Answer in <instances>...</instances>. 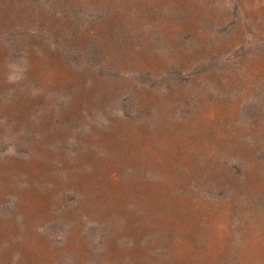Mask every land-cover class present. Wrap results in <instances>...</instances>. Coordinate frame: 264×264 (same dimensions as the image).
Listing matches in <instances>:
<instances>
[{
  "label": "rangeland",
  "instance_id": "1",
  "mask_svg": "<svg viewBox=\"0 0 264 264\" xmlns=\"http://www.w3.org/2000/svg\"><path fill=\"white\" fill-rule=\"evenodd\" d=\"M0 264H264V0H0Z\"/></svg>",
  "mask_w": 264,
  "mask_h": 264
}]
</instances>
